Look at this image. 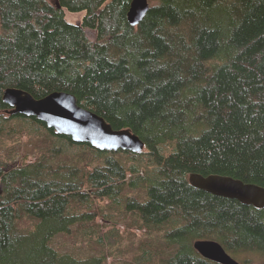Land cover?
Wrapping results in <instances>:
<instances>
[{"label":"trees","instance_id":"obj_1","mask_svg":"<svg viewBox=\"0 0 264 264\" xmlns=\"http://www.w3.org/2000/svg\"><path fill=\"white\" fill-rule=\"evenodd\" d=\"M148 2L133 25L131 0H0V137L12 119L44 134L35 160L0 156V264H100L104 251L83 256L53 241L114 223L107 201L122 203L127 227L149 236L132 264H222L201 255L196 239L264 264V207L189 181L191 172L219 173L264 186V0ZM65 10H84L81 24ZM7 87L35 98L73 93L145 146L74 141L36 116L9 113ZM68 148L77 150L62 157Z\"/></svg>","mask_w":264,"mask_h":264},{"label":"water","instance_id":"obj_2","mask_svg":"<svg viewBox=\"0 0 264 264\" xmlns=\"http://www.w3.org/2000/svg\"><path fill=\"white\" fill-rule=\"evenodd\" d=\"M57 6L60 7L58 3ZM148 8V0H131L128 21L133 25L138 24ZM3 99L13 106L11 112L36 116L77 142H89L99 149H128L135 152L143 150L145 146L143 139L130 128H113L103 116L78 104L76 96L67 91H53L44 97L35 98L21 88L7 87ZM189 181L193 186L215 195L264 207V186L260 184L245 182L231 175H203L199 172H191ZM193 246L211 260L222 264H242L217 240L196 239Z\"/></svg>","mask_w":264,"mask_h":264},{"label":"rangeland","instance_id":"obj_3","mask_svg":"<svg viewBox=\"0 0 264 264\" xmlns=\"http://www.w3.org/2000/svg\"><path fill=\"white\" fill-rule=\"evenodd\" d=\"M84 14V10H65L66 18L70 22L78 24H81ZM84 30L87 37L91 41L97 40L98 34L95 28L86 26L84 27ZM4 131V134L0 137V156L4 160L10 164H20L35 160L38 157L40 150H42L44 134L41 130L37 129L36 126L32 125L27 120L12 119L6 121ZM39 132H42L41 135L43 138L38 136ZM67 150V152H63L62 157L69 154L71 155V153L77 149L68 148ZM100 202L101 201L95 202V206H97ZM115 204L118 206L117 204L119 203L107 201V205L104 209L107 212H113L116 214V216L112 217V219L115 220L114 223L119 230H111L114 223L105 221L102 222L103 224L101 223L102 225L99 226V228H96L94 232L92 228H81L80 230L73 231L69 235L58 234L54 238V246H56L60 251H76L83 256L93 252L104 251L106 255L102 256L103 260L100 264H132L133 260L130 256L141 250V247L149 239V236H147V234H143L142 232L144 230L140 227H136L134 225L127 227V223L130 222L132 218H127L121 210H118L122 203L116 208L114 206ZM100 205H103V203H100ZM22 222L24 225L27 223L24 219ZM126 229H129L130 232H125ZM100 230L104 234V238L101 239V244H97V240H99L98 233H100ZM131 230H134L137 234L131 233ZM113 236L115 237L114 239H116L115 243H111ZM156 254L157 253L155 252V255ZM230 254L238 259L242 264H254L257 262L255 258L253 260L251 255Z\"/></svg>","mask_w":264,"mask_h":264},{"label":"bare ground","instance_id":"obj_4","mask_svg":"<svg viewBox=\"0 0 264 264\" xmlns=\"http://www.w3.org/2000/svg\"><path fill=\"white\" fill-rule=\"evenodd\" d=\"M6 103H7V102H6ZM8 104H9V103H8ZM9 105H10V104H9ZM10 106H11V108L8 110V112H9V113H14V112H11V109H12L13 106H12V105H10ZM49 127H50V126H49ZM56 131H57V130H56Z\"/></svg>","mask_w":264,"mask_h":264}]
</instances>
